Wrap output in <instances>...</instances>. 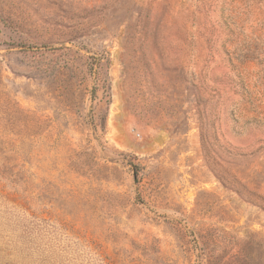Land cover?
Here are the masks:
<instances>
[{"label": "rangeland", "instance_id": "rangeland-1", "mask_svg": "<svg viewBox=\"0 0 264 264\" xmlns=\"http://www.w3.org/2000/svg\"><path fill=\"white\" fill-rule=\"evenodd\" d=\"M0 264H264V0H0Z\"/></svg>", "mask_w": 264, "mask_h": 264}]
</instances>
